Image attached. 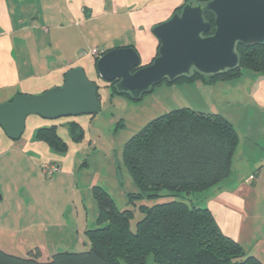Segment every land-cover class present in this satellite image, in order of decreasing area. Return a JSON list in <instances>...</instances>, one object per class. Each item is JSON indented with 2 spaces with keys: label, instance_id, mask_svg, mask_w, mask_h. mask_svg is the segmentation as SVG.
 I'll use <instances>...</instances> for the list:
<instances>
[{
  "label": "crops",
  "instance_id": "0c3cea01",
  "mask_svg": "<svg viewBox=\"0 0 264 264\" xmlns=\"http://www.w3.org/2000/svg\"><path fill=\"white\" fill-rule=\"evenodd\" d=\"M187 1L0 0V105L19 94L41 95L62 87L70 70L83 68L88 79L100 85L105 107L113 97L112 89L97 72L98 59L112 50L133 48L141 66L150 65L160 47L154 28L170 20ZM93 50L99 55H92ZM174 85V93L188 96L179 95L173 106L220 115L233 124L239 138L229 177L196 193L195 205L207 208L225 236L264 262V72L243 70L234 80ZM99 117L50 121L30 116L18 141L0 128L1 250L9 254L19 246L31 250L41 235L35 237L37 228L41 233L53 229L58 237L70 230L65 237L76 242L83 229L70 227L66 213L76 211L73 198L81 195L77 177L87 164L82 163V156L93 145L90 138ZM72 125L84 132L78 142ZM52 127L67 145L64 152L37 137L39 130ZM46 164H56L61 170L48 178L42 171ZM94 187L90 182L88 188L96 201ZM35 246L42 256V245Z\"/></svg>",
  "mask_w": 264,
  "mask_h": 264
},
{
  "label": "trees",
  "instance_id": "16d2710c",
  "mask_svg": "<svg viewBox=\"0 0 264 264\" xmlns=\"http://www.w3.org/2000/svg\"><path fill=\"white\" fill-rule=\"evenodd\" d=\"M209 1L188 0L176 13L189 3ZM204 18L212 25L207 35L211 36L215 33V16L207 13ZM237 52L238 69L216 76L193 71L173 83L201 80L212 84L237 79L243 70L264 72V43L239 44ZM116 85L117 81L110 84L112 95L136 101L129 94L119 93ZM71 131L77 142L84 136L76 125L71 126ZM37 137L56 151L67 150L56 127L39 130ZM238 141L233 124L220 115L184 108L158 117L126 144L123 161L138 188L130 195L132 204L158 199L165 192L169 202L141 205L139 212L144 217L133 231L134 212L120 211L103 188L94 187L99 227L85 233L91 244L88 252L58 253L52 260L42 262L39 248L28 258L0 249V264H147L150 257L154 264H264L225 236L211 212L195 205L192 199L229 177Z\"/></svg>",
  "mask_w": 264,
  "mask_h": 264
},
{
  "label": "water",
  "instance_id": "95a60500",
  "mask_svg": "<svg viewBox=\"0 0 264 264\" xmlns=\"http://www.w3.org/2000/svg\"><path fill=\"white\" fill-rule=\"evenodd\" d=\"M215 16V33L205 14ZM160 42L158 57L141 66L133 48L116 49L97 61L102 81H117L119 93L141 98L165 80L173 83L193 71L216 76L240 67L239 44L264 43V0H210L187 4L181 13L153 30ZM100 85L88 79L83 68L70 70L62 87L41 95L15 96L0 105V128L13 141L25 133L30 116L56 121L62 118L94 116L100 113Z\"/></svg>",
  "mask_w": 264,
  "mask_h": 264
},
{
  "label": "rangeland",
  "instance_id": "374dc122",
  "mask_svg": "<svg viewBox=\"0 0 264 264\" xmlns=\"http://www.w3.org/2000/svg\"><path fill=\"white\" fill-rule=\"evenodd\" d=\"M175 83L162 82L154 87V90L144 95L139 101H132L125 96L112 95L102 107L100 117L94 122L91 138L93 145L89 150H86L83 157V162H87L83 167L80 176L77 177L78 189L81 195L73 198L75 201L76 211L79 212V217L76 216V211L69 209L66 213V219L71 224L70 227L78 229L94 230L99 227L97 223L98 207L94 201L88 185L90 182L95 183V186L103 188L115 202L120 211L131 210L134 212V218L131 221V229L134 231L138 221L144 216L139 212L141 205L154 206L169 202L171 199L167 197L168 193H162L163 197L158 199H143L135 201V204L130 202V195L137 193L138 188L130 174L128 168L123 161V153L126 144L138 133H140L151 121L161 117L171 111L179 109L173 106V103L178 99L179 95L187 97L185 92L174 93L176 88ZM171 89V90H170ZM50 178V177H48ZM69 201L72 199L68 198ZM82 200V202H81ZM52 209H56L55 207ZM65 213V211L63 210ZM80 220L79 223L76 221ZM75 220V221H74ZM76 223V224H75ZM75 224V225H74ZM74 229V228H73ZM49 233H45L39 228L34 231L37 242L31 248L36 250L37 243L43 249V254L40 261L48 262L53 256L58 253H83L91 249V244L86 231L80 230V234L76 237V242L71 243L65 236H56L53 229L49 228ZM67 234V235H68ZM46 236L44 239L43 236ZM79 239V241H77ZM24 246H19L14 249L11 255L21 258H28V252ZM147 264H154L153 258L150 257Z\"/></svg>",
  "mask_w": 264,
  "mask_h": 264
},
{
  "label": "built area",
  "instance_id": "2783aa9c",
  "mask_svg": "<svg viewBox=\"0 0 264 264\" xmlns=\"http://www.w3.org/2000/svg\"><path fill=\"white\" fill-rule=\"evenodd\" d=\"M92 55H99V52L97 50H93L90 52ZM61 168L56 164H46L42 167V171L45 176L51 177L56 173H59Z\"/></svg>",
  "mask_w": 264,
  "mask_h": 264
}]
</instances>
